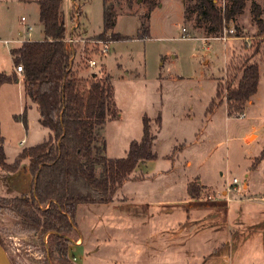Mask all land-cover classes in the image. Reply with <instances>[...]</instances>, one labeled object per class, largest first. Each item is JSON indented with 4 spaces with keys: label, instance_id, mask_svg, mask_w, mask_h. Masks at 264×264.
<instances>
[{
    "label": "rangeland",
    "instance_id": "1",
    "mask_svg": "<svg viewBox=\"0 0 264 264\" xmlns=\"http://www.w3.org/2000/svg\"><path fill=\"white\" fill-rule=\"evenodd\" d=\"M37 1L0 0L1 69H11L10 50L21 46L20 41L44 38ZM215 3L223 6L224 0ZM259 3L264 7L263 0ZM109 4L116 23L103 37V0H62L61 5L68 32L75 26L78 37L87 42L78 43L80 54L97 37L114 42L102 67L90 68L81 56L74 63L79 78L108 79L115 90L120 117L98 131L106 142L103 154L112 160L125 158L131 142L142 139L144 118L148 117L157 137L158 166H170L164 158L168 155L176 162L173 181L180 187L175 195H184L183 184L196 182L198 175L208 190L194 199L193 205L202 211L171 207L170 202L180 198L171 197L174 192L167 183L172 181L139 180L137 175L149 177L146 172L154 169L150 163L139 165L114 202L78 207L77 228L70 235L73 264H264V44L251 4L223 38L207 37L196 26L195 16L185 22L182 0H161L147 21L148 10L141 2L132 7L114 0ZM144 24L150 37L143 40L138 33ZM29 27L30 35L26 34ZM20 31L25 32L24 37ZM113 34L128 39L115 42ZM232 57L238 68L246 58L260 62L258 92L240 116L228 117L222 99L216 100L213 114L207 113L219 84L225 91L222 97L227 96L230 78L226 69ZM236 76L237 85L241 70ZM18 89L15 85L17 98ZM11 99V93H0V122L9 163L18 151L38 145L50 135L35 108L29 113V132L17 124L11 113H22L16 112ZM252 133L257 138H250L247 145L246 138ZM198 135L200 149L194 144ZM187 160L193 162L192 167L186 166ZM234 178L238 185L233 184ZM6 194L0 192V197L12 198ZM208 195L218 201H200ZM162 203L168 204L160 206ZM146 205H153L150 211L142 207ZM227 205V212L221 209ZM208 207L220 208V212L208 211ZM0 238L12 264L45 263L47 238L20 233L14 215L6 210H0Z\"/></svg>",
    "mask_w": 264,
    "mask_h": 264
},
{
    "label": "trees",
    "instance_id": "2",
    "mask_svg": "<svg viewBox=\"0 0 264 264\" xmlns=\"http://www.w3.org/2000/svg\"><path fill=\"white\" fill-rule=\"evenodd\" d=\"M103 0V35L111 32L116 23V13L109 2ZM125 2L129 7L139 0H114ZM264 1V0H263ZM40 21L43 25L42 41H25L11 50L15 68L22 65L25 95L40 115V124L49 129L50 135L42 143L24 148L12 163L8 162L5 138L0 122V169L14 174L24 161H30L33 184L30 194L13 198L0 197V210L14 215L20 233L47 238L49 247L44 246V264H73L70 256L72 240L70 235L77 228L76 215L80 205H108L120 188L128 181L141 163L156 160L154 145L157 137L151 131L150 119L144 118L143 137L131 142L125 158L112 160L103 154L106 142L100 139L99 129L107 122L120 117L115 102V90L108 79H81L74 69L72 51L64 42L68 36H79L74 29L70 33L64 20L62 0H38ZM148 13L161 6L160 0H141ZM184 21L194 16L196 26L207 33V37L223 38L226 30L236 22L248 4L257 24L261 44H264V7L259 0H224L218 6L215 0H182ZM97 37L96 39H103ZM150 37V29L141 27L138 38ZM236 37V36H233ZM237 37H240L237 35ZM115 42L128 39L113 34ZM255 57L246 58L241 66L232 57L226 69L230 81L224 94L219 84L217 95L207 113L220 104H227L228 117L240 116L247 103L257 94L260 83V62ZM242 76L238 80L237 71ZM18 79L16 71L0 73V88ZM28 109L14 116L28 128ZM161 125V117L157 120ZM207 187L198 182L190 183L188 196L199 199ZM0 243L3 242L0 238ZM48 246V245H47ZM5 248V247H4Z\"/></svg>",
    "mask_w": 264,
    "mask_h": 264
},
{
    "label": "crops",
    "instance_id": "3",
    "mask_svg": "<svg viewBox=\"0 0 264 264\" xmlns=\"http://www.w3.org/2000/svg\"><path fill=\"white\" fill-rule=\"evenodd\" d=\"M74 27L72 28V31L75 29ZM22 32L23 31H20V35L21 36H22ZM25 41L26 40H24V39L22 41H20L21 45ZM29 41H31V40H29ZM10 52H11V50H10ZM12 61H13V58H12ZM104 63H105V61H104ZM13 71H15L14 64H12V67L9 70L1 69V67H0V73H2V72L12 73ZM15 85H18V87H19V89H18L19 97L18 98L16 97L15 91H14L15 90ZM0 93H6V94H10L11 93V96H12L11 101L13 103L12 106H13L14 109H16V112L18 110H20L21 113H23L25 107L29 106V109H28V117H29L30 111L33 110L34 108L36 109V107L30 103V101L28 100V98L25 95V89H24V83H23L22 74L21 75L18 74V79L16 81L4 84L0 88ZM21 95H22V98H21ZM24 96H25V98H24ZM11 109H12V107H11ZM215 110H216V108L212 111V114L215 112ZM20 111H18V112L20 113ZM11 114H13L12 115L13 117L19 115L17 113H13V112ZM17 124H19L21 127L24 128V125L21 122H17ZM1 129H2V135L4 136L2 125H1ZM29 131H30V121H29V127L27 129V132H29ZM253 136L255 137V139L257 138V135L255 133H252L251 135H249L246 138L247 145L250 142H252V141H249V140ZM24 144H25V139H23L21 141L20 145L23 146ZM194 144L197 145L198 148L200 149L201 142H200L199 135L195 139ZM5 151H6V140H5ZM21 151H18L17 156L19 155V153ZM164 158L168 159V162L170 163L169 167L164 168V167L158 166V163H157L158 154H157V159L156 160H151V161H147L145 163H141L142 165H147V163H150L151 166L153 165V167H154L153 171L151 173H150V171L146 172V174L149 175V177H146L144 175V173L140 174V175H137L136 177H139L140 178L139 180H144V179L149 178L150 181H154V182L156 181V179L157 180L158 179L161 180L162 178L164 180H166V181H172V182H168L167 183V187L170 189V192L171 193L174 192V194H172L171 197L176 196V197H180V198H178L177 201H171L170 202L171 207L173 205V207H181L182 209H185V210H196V211L200 210V211H202L203 208L196 207V206L193 205V203H196L195 202L196 200L190 199L189 196H188V186H189L190 183H192L194 181L185 182L183 184L184 189H185L184 195L183 194H181L180 196L177 195V194H179L178 190H179L180 186L177 183H174V181H173L174 180V175L176 173L175 171L177 169L176 162L172 158V156L168 155V156H165ZM186 166L187 167H192L193 166V162L191 160H187L186 161ZM29 167H30V161L26 160V161L23 162L20 170L18 172L14 173V174H10V173H7V172H0V192H2V193L6 192L7 193L6 196H9V197H12V198L13 197H17V196H21L23 194H27V195L30 194L31 189H32V184H33V177H32V175L30 173ZM136 177H134L135 180H136ZM195 181L198 182L200 186L207 187L206 184L204 183V181L200 179V175L197 176V179H195ZM247 186L248 185L246 184V187ZM181 187H182V184H181ZM175 193H177V194L175 195ZM222 194L225 195L226 191H224ZM166 204H168V203H165V204L162 203L160 206H165ZM152 206L151 205H146V206H142V207L144 209H147V210L150 211ZM157 206H159V205H157ZM208 208H209V209H207L208 211H213L214 213H219L220 212V210H219L220 208H217V207H208ZM221 209H224L227 212L228 211V205L227 206H223ZM169 211H171V210H169Z\"/></svg>",
    "mask_w": 264,
    "mask_h": 264
},
{
    "label": "built area",
    "instance_id": "4",
    "mask_svg": "<svg viewBox=\"0 0 264 264\" xmlns=\"http://www.w3.org/2000/svg\"><path fill=\"white\" fill-rule=\"evenodd\" d=\"M25 21V18H22V22ZM32 31V27H29L26 31V34L30 35ZM183 32H186V29L183 28L182 29ZM25 32H22V37H24ZM66 47L72 51V62L76 63V59L81 56L82 57V61L86 62L87 65L90 68H95V67H102V63L103 60H105V58H107V56L109 55L110 52V47L111 45L114 43L111 40L108 39H94L90 42L89 45V49L87 50V48H85L84 46V50L83 53L80 54V52L77 50V45L78 43L82 42L83 45H85L86 40H82L81 38H79L78 36H68L65 40H64ZM5 44H9V42H5ZM15 71L17 74H22L24 72L23 66H17L15 68ZM238 179L234 178L233 179V184L234 185H238ZM202 202H217L218 199L217 197L213 196V195H208L206 196L204 199L200 200Z\"/></svg>",
    "mask_w": 264,
    "mask_h": 264
},
{
    "label": "water",
    "instance_id": "5",
    "mask_svg": "<svg viewBox=\"0 0 264 264\" xmlns=\"http://www.w3.org/2000/svg\"><path fill=\"white\" fill-rule=\"evenodd\" d=\"M139 3L141 0L138 1ZM0 264H12L6 254L5 248L0 243Z\"/></svg>",
    "mask_w": 264,
    "mask_h": 264
}]
</instances>
